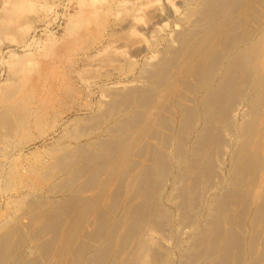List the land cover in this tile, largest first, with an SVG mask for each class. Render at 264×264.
<instances>
[{"label": "bare ground", "instance_id": "bare-ground-1", "mask_svg": "<svg viewBox=\"0 0 264 264\" xmlns=\"http://www.w3.org/2000/svg\"><path fill=\"white\" fill-rule=\"evenodd\" d=\"M7 1L16 9L22 2ZM79 1L88 10L70 18L79 20L72 31L85 17L90 36L81 37L84 42L110 50L111 42L104 43L111 23L129 0ZM134 8L122 18L132 17ZM171 13L149 11L156 37L151 49L159 46L161 31L151 24L176 16ZM186 21L190 26L175 33L177 44L140 68L144 88L125 86L92 103L89 117L73 116L74 130L45 149L47 159L36 155L24 174L7 158L8 136L27 145L51 137L64 116L85 109L69 77L51 98L30 92L24 78L14 82L27 74L20 64L31 53L10 56L14 81L0 92V193L26 192L0 223V264H264V0H200ZM22 23L18 32L25 33ZM42 192L59 199L47 201ZM173 227L177 241L170 248L166 235Z\"/></svg>", "mask_w": 264, "mask_h": 264}, {"label": "rangeland", "instance_id": "rangeland-1", "mask_svg": "<svg viewBox=\"0 0 264 264\" xmlns=\"http://www.w3.org/2000/svg\"><path fill=\"white\" fill-rule=\"evenodd\" d=\"M6 1L7 0H4V2L0 1V18H1L0 25L3 26L2 24L4 23V26L2 27V29H3V31L7 29V31H4V34H3V32L0 33L3 35V36H0V92H1V90L5 89V88H3L5 86V83H6V85H8L7 81L10 84V82L14 81V79H15L14 82H20L21 83V79L24 78L22 80V83L25 84L27 86V88H29L28 89L29 91L31 90L30 92L36 93L35 94L36 96H41L43 98H45V97L51 98L50 97L51 95H53L55 97L59 93L60 86L64 82H66L67 78L69 77L70 79L75 80V81H73V85L75 83L74 87H77V89H79V91L82 92V93H80V98L77 99V105L79 104L81 106V108L85 109L83 112H79L78 111L79 108L77 107V108H75L76 110H74L72 112V114L70 113V114L64 116L65 117L64 123L59 128V131L57 132L56 135H53L51 137L41 139V140L37 139L34 142L28 143V145L27 144H20L19 143L20 141H17V140H20L19 137H13V139H12L11 137L8 136L9 139L6 140V141H9V142H7V145H8V143L10 145V146L9 145L7 146L8 148L5 147L2 143H0V145L2 147L4 146L7 150L8 160L11 161L12 165L14 167H16L17 170L21 174H24L31 166H33V167L35 166V161L38 158L36 155L39 154L41 158L47 159L45 149L47 151L50 148H52L54 145H57V142L59 141V139L61 138L63 133H67L68 130H69V132H72L74 130L73 127L75 126V122H73L74 121L73 116H74V118L77 116H79L81 118H84L86 116L89 117L90 115L93 114V113H91L92 111L90 110V105L93 106V104H94L93 107H95V105H97L100 100L101 101H107V99L109 100L110 95L114 94L115 92H119V91L124 90L125 86H126V89L129 86L127 90L134 89L135 87H139V85H141V86L143 85L142 87L141 86L140 87L144 88V86H145L144 80L140 74L141 69L145 66V64L147 62H151V61L156 62L161 57L162 54L167 52V50L170 48L169 46L176 42L175 36H176L177 32H180V30L182 29L181 27H183V28L187 27L188 28L190 26V22L188 23L186 21V15L189 12V10L194 8L195 5H197V3L200 0H198V2H197V0H192V1L191 0L190 1H188V0H171L170 3L172 1H174L171 3L173 5H171L169 3V0L168 1L167 0H158L159 2L157 1V3H155V2L150 3L151 0L150 1L149 0H129L124 5L125 7L123 6L125 11H124V9H122V12H120V15L117 18L118 20L116 19L117 22L112 21L113 23H111V27H110V30L108 33L111 34L112 32H114V30L117 29V31H115V32H117L118 35H117V37L112 38V37H110V34H107L108 36L106 38V42L104 41L105 42L104 45H107V43H109V41H110L111 42L110 46L115 45V47L109 46V48H111V49L106 51V52L101 51L102 47H100L99 45L88 46V44L84 42V40L86 38L88 39L90 36L89 35V24L87 22V19H84L85 17L84 18L81 17L80 22L83 21V23H81L82 26H80V27L77 26L75 29V32L72 31L74 29V25L79 20L77 19L75 21V20L70 19V18H73V17L79 18V15H80L79 12L81 10H82V12H84L83 11L84 7H82L83 3L80 4L79 0H22V2H20L19 6H17V9H16V7H14L12 5V8H15V10H14L15 14H14V12H13V14L11 13L10 9H12V8H11V6H9L13 3H9L8 1L7 2ZM27 1L28 2L32 1V2H29V4H27L28 3ZM195 1H196V3H195ZM147 2L149 3V5L146 7H142V5L147 3ZM192 3H193V5H192ZM194 3H195V5H194ZM187 4L189 6L191 5L190 8ZM138 5H139V7L141 6L143 9L140 10L141 7L137 8ZM4 6H5V8H4ZM23 7H25V8H23ZM185 7H187V8H185ZM132 8H134V11L137 15L133 11L132 12V13H134V15L132 16L133 18L132 17H124L127 15L126 11L127 12L130 11V9H132ZM159 8L160 9L165 8V9L169 10L170 13L172 12L171 13L172 16L173 15H176V16L170 17L168 19L165 18L164 20H163V17H161V18L157 17L156 19H154V22L151 25L156 27V31H159V30H161V31H159L160 32L159 33L160 39H159V46H157V48H159V49H157V48L151 49L150 44H151L152 40H156V37H155V34L154 35L151 34V31H150L149 25H148L149 23L147 21V19H148L147 15H148L149 11L152 12V11H154V9L159 10ZM174 8H177L176 10L179 9L178 10L179 14L178 13L176 14L174 12L175 11ZM184 8H185V10H184ZM86 10H88V8L85 7V12H84L85 14H87ZM16 11H18V12H16ZM8 12H9V14H8ZM158 12H160V11H158ZM4 13H6V14H4ZM123 13L125 14L123 16L124 18H122ZM6 15L7 16L10 15V16L7 17ZM17 15H19L18 16L19 18L21 17L19 20L14 19V18H13L14 21L10 20L12 17H15ZM134 17H136V18H134ZM184 17H185V19H183ZM2 18L5 21H3ZM130 18H132V19H130ZM179 18H181V19H179ZM129 20H130V22H129ZM16 21L17 22L19 21L20 23L23 22L22 24H24L23 26L25 28V31H24L25 33L21 32L22 30L20 32H18L19 25H17V24H19V22L17 23ZM71 21H74V22H71ZM84 21L86 24H84ZM6 23L7 24L10 23L11 26L9 25V27H8V25H6ZM127 23H129V24H127ZM120 24L121 25L125 24V27L120 26ZM130 24H133L132 25L133 27ZM69 29H70V32H68ZM79 29H80V31H79ZM120 29L122 30V32ZM146 29L147 30L149 29V30L147 31ZM157 29H159V30H157ZM76 30H78V31H76ZM76 32H78L77 33L78 35L76 34ZM83 33H84V35H83ZM151 35H153V36L151 37ZM162 35L164 36V38ZM120 36H122V37L120 38ZM81 37H86V38L82 39ZM76 38H77V40H76ZM152 38H154V39H152ZM121 39H124V40H121ZM79 40H81V41H79ZM117 40H119V41H117ZM49 41H51V42H49ZM176 44L177 43H175L174 45H176ZM83 45H85V46H83ZM167 45H168V47H167ZM87 46H88V48H86ZM147 47L150 49H148ZM83 51L85 53L87 52L86 53L87 55L85 57H83V55H82ZM99 51L101 52V54L99 53ZM116 51H118V52H116ZM147 51H150L152 54L150 52H147ZM159 52L160 53L163 52V53L159 54ZM25 53H27V54L31 53V56H30L31 60H29V57H28V59L26 58L25 63L22 62V64H20V65H22V67L21 66H19V67L24 69L23 71H25V72H23V75L27 72V74L30 73L31 76L29 74L28 75L26 74L24 77L23 76H16V78H14V79L10 78L11 77V76H9L10 72H11L10 71V65H9V63L11 61L10 56L12 54L13 55L14 54H16V55H23L24 54L25 55ZM95 53L98 54V56ZM79 54H81V55H79ZM131 54H133L134 56H132ZM152 55H155V56H152ZM158 55H160L159 58H158ZM77 56H79V58ZM80 57H82L83 59ZM132 57H133V59H132ZM153 57L156 59V60L154 59L155 61L152 59ZM148 58H150V59L148 60ZM87 59H88V61H87ZM130 60H131V62H130ZM84 61H85V63H84ZM76 63L79 64L78 65L79 67H75ZM131 63L133 64V67L129 68V64H131ZM119 67H121V68H119ZM84 68H86V69H84ZM70 70H71V72H70ZM75 70L77 71V74H76ZM82 70H83V73H82ZM79 72L81 73L82 76L80 75ZM44 73H45V75L46 74L47 75L45 76ZM65 73H67V74L65 75ZM68 74H69V76H67ZM78 74H79V76H81V78L78 76ZM38 75L40 76V78H38L39 77ZM41 75L42 76L44 75V76L42 77ZM136 76H138L139 78ZM41 77L43 78V80ZM25 78H26V80H25ZM27 78H29V80ZM32 78H34V79H32ZM37 79H39V80H37ZM133 79H134V81H133ZM137 79H138V81H137ZM16 80H18V81H16ZM31 80H33V81H31ZM23 81L24 82L27 81V82L24 83ZM86 81H87V83H86ZM34 82L37 85H35ZM136 82H137V84H136ZM27 83L30 85H27ZM134 84H135V86H134ZM104 85L106 87H104ZM29 86L30 87L32 86V87L30 88ZM120 86L122 89L118 88ZM111 89H112L113 93H112ZM85 90L87 91L88 94L86 93ZM90 92H91L92 96L90 95ZM87 95L90 97V99L91 98L92 99L91 100L88 99L89 97ZM84 97L85 98L87 97L86 98L87 100L84 99ZM79 102H81V103H79ZM82 104H83V107H82ZM81 114H83V115H81ZM238 118L241 122L242 120L240 119L239 116H238ZM72 119H73V121H72ZM64 124H65V127H64ZM35 130H32V132H33L32 135L34 136V138L35 137L39 138V134H38L37 130L36 131ZM61 132H62V134H61ZM51 139L54 143L56 141L57 142L54 144L51 141ZM55 139H56V141H55ZM67 140H69V139H67ZM16 142H18L17 147L14 144ZM40 143H42L43 145ZM13 147H14L13 151L15 153L12 151ZM19 148H20V150H18ZM8 149H11V150H9V153H8ZM22 152L23 153L25 152L24 155ZM10 153H13V154H10ZM16 153H18V154H16ZM226 161H228V157L226 158ZM228 169H229V167L227 165L226 169H225L226 173L228 172ZM20 189H22V188H20ZM23 191L25 193L26 189H24ZM23 191L18 190V191H14V193L9 192L6 194V196L4 195V193L2 194V192L0 193V223L1 224H3L6 221L8 215L10 213V209L12 207H10L9 204H12L15 201V199L18 200L19 198H21V193H23ZM44 192H46V191H44ZM44 192L40 193V197L45 198V200H47V201L48 200H55L56 201L59 199L58 196L46 195L47 193H44ZM18 196H20V197L18 198ZM28 199L32 200V197H27V200ZM20 213H22V211ZM23 219H24V222H27L25 218H23ZM169 229H171V230H169ZM169 229H168V234H167V231L165 234H167L166 236L168 239L172 238V240L170 239L166 244H168V246H170V248L171 247L173 248V245L177 241V236H175L176 233L174 234V232H176V227L169 228ZM169 231H171V232H169ZM186 231L188 232V230H186ZM168 235H170V236L173 235V236L168 237ZM170 241H171V243H170ZM30 242H31L30 240H28L26 242V249L29 248ZM175 250H176L175 248L172 249L173 253L178 255L179 251L176 252ZM175 264H179V263H175Z\"/></svg>", "mask_w": 264, "mask_h": 264}]
</instances>
